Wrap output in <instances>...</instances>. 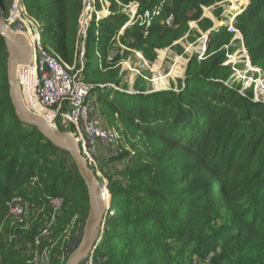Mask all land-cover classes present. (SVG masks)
<instances>
[{"label": "trees", "instance_id": "1", "mask_svg": "<svg viewBox=\"0 0 264 264\" xmlns=\"http://www.w3.org/2000/svg\"><path fill=\"white\" fill-rule=\"evenodd\" d=\"M123 1L156 13L147 25L125 26L127 14L113 3L89 36L84 80L91 97L108 120L117 113L140 143L107 176L110 206L94 248L96 264H264V100L255 98L253 87L230 83L232 65L226 63L241 47L227 30L232 18L251 63L264 69V0H248L228 14L218 8L221 24L202 15L203 6L223 0ZM12 2L0 0L3 16ZM24 3L42 25L44 44L71 62L81 0ZM123 16L124 23L113 28L114 18ZM194 20L206 34L207 50L200 60L188 56L184 76L169 88L152 90L137 80L130 93L121 86L119 69L99 67L96 52L103 61L117 35L154 62L157 49L191 34ZM7 63L0 34V227L7 226L14 200L29 202L32 210L48 206L50 216L53 197L64 204L79 197L83 230L90 210L85 181L67 151L17 116ZM2 241L11 246L8 235ZM64 252L61 245L52 247L50 264H62ZM0 264L29 263L0 252Z\"/></svg>", "mask_w": 264, "mask_h": 264}, {"label": "built area", "instance_id": "2", "mask_svg": "<svg viewBox=\"0 0 264 264\" xmlns=\"http://www.w3.org/2000/svg\"><path fill=\"white\" fill-rule=\"evenodd\" d=\"M113 3L127 14L125 26L147 25L156 13L148 9L141 10L136 1L125 3L123 0H81L75 51L71 62L66 61L61 54L44 44L42 25L30 15L24 0H13L6 16H3L7 28L13 32L24 34L32 48L31 61L19 65L16 73L25 106L57 127L59 124L72 129L70 133L78 140L83 154L89 161L106 196L110 195V190L97 158L100 147L108 149L104 156L107 163L118 159L122 164H125L134 150L127 143L126 131L118 114H114L115 118L108 120L91 97L92 86L84 80V69L91 29L97 27L101 19L110 15ZM228 21H230L228 31L240 32L232 18ZM172 23L173 15L171 14L166 19V24L171 26ZM116 43L123 50H133L123 45L119 36ZM133 51L145 61L142 52ZM96 56L100 60L99 67L101 69L104 68V63L112 64L114 62V56L109 47L103 61L101 52L97 51ZM15 201L11 206L8 218L11 225V219L14 218L22 222L29 218L32 211L29 202ZM63 205L62 197L51 199L50 216L29 245L31 254V258L28 260L29 264H50L52 247L50 248L45 240L51 237L56 217ZM75 221L76 217L72 219L71 223ZM4 227L6 226L0 227V237ZM102 235L97 243L100 242ZM14 238L15 235H9L10 240ZM79 264H96L94 251L87 254Z\"/></svg>", "mask_w": 264, "mask_h": 264}, {"label": "rangeland", "instance_id": "3", "mask_svg": "<svg viewBox=\"0 0 264 264\" xmlns=\"http://www.w3.org/2000/svg\"><path fill=\"white\" fill-rule=\"evenodd\" d=\"M248 0H223L218 1L210 6H203V15L202 17L210 18L216 24H221L217 17L215 16V11L218 8L223 9L224 13L228 14L230 9H233L239 5H246ZM231 20V19H230ZM125 21V17L114 18L111 26L116 28L121 26ZM190 35L187 34L178 41L174 43L173 47H166L163 49H157V58L154 62H150L149 59L144 55L145 61L138 57L137 54L133 51L134 49L127 45L128 40L121 39V43L126 47H130L133 50H128L121 48L117 43L110 42L108 46L112 51L114 56V62L108 64L111 66V69H119V77L121 78V86L126 89L134 92V85L138 80L140 85H145L148 89L158 90L169 88L172 84H177L178 77H183L188 63V56L196 54L198 59H203V55L207 50V45H205L206 34L200 28L197 21H190ZM227 30L230 26V21L226 23ZM123 29V28H122ZM120 28V31H122ZM130 32V29H128ZM119 32L117 34H119ZM235 38H240L241 47L235 51L233 54L227 55L226 63L232 65L231 70L232 74L230 77V83L241 84L243 88L253 87L255 98L264 100V69L262 67L255 66L251 63V60L248 56L247 50L243 46V38L241 37L240 32H234ZM119 36V35H117ZM116 36V37H117ZM46 45V42H45ZM48 47V46H47ZM49 48V47H48ZM242 51V52H241ZM90 56L95 58V54L91 53ZM132 74V75H131ZM115 118V117H114ZM111 119H113L111 117ZM122 122V121H121ZM123 127L126 131V140L128 145H130L133 150L136 147L133 146V143L139 139V135L133 137L132 131L128 130L123 124ZM64 127V126H63ZM65 132H71L72 129L69 127H64ZM135 139H137L135 141ZM136 143V146H139ZM114 172L119 170L123 164L120 161H113ZM105 162L99 161L100 168H102V173L104 169H107ZM106 177L109 174L103 173ZM108 181V179H107ZM82 200L79 197L74 198L72 201H65L64 207L59 214L56 225L52 230L51 237L48 240H45V243L51 247L63 246L64 256L61 259L62 264H66L70 250L73 249V246L76 244V241L73 244L75 238V232L77 230L79 221H80V212L79 204ZM32 210V209H31ZM49 207L42 206L40 208L35 207L31 212L29 218L20 222L11 219V223L8 222L6 227L3 228L1 233V238L8 235H15V238L11 241V246L8 245L6 241H2L0 244V252L14 254L20 258H24L27 261L31 258L29 253V245L34 240L35 236L38 234L40 229L46 224L49 217ZM79 214V218L76 222L70 223V220L73 216ZM9 247H8V246ZM68 248V249H66Z\"/></svg>", "mask_w": 264, "mask_h": 264}, {"label": "water", "instance_id": "4", "mask_svg": "<svg viewBox=\"0 0 264 264\" xmlns=\"http://www.w3.org/2000/svg\"><path fill=\"white\" fill-rule=\"evenodd\" d=\"M0 34L4 37L8 53L7 73L10 96L17 116L22 122L36 126L55 146L67 151L85 181L90 203L89 215L85 221L81 239L76 241L66 262V264H79L87 254L94 251L95 245L102 235L109 211L110 195L103 196L105 192L95 172L90 167L89 161L84 156L78 140L71 133L60 130L57 126L48 122L46 118L33 113L25 106L16 73L19 65L31 61L32 48L24 34L13 32L7 28L1 13ZM127 92L132 93L130 90H127Z\"/></svg>", "mask_w": 264, "mask_h": 264}, {"label": "crops", "instance_id": "5", "mask_svg": "<svg viewBox=\"0 0 264 264\" xmlns=\"http://www.w3.org/2000/svg\"><path fill=\"white\" fill-rule=\"evenodd\" d=\"M108 152V149L107 148H104V147H100V149H99V151H98V156H97V158H98V160L99 161H101V162H105V160H104V156L106 155V153ZM105 163H107V162H105ZM106 166H108V168L107 169H104L103 171L105 172V173H107V174H109V175H111V174H113L114 173V170L115 169H113V167H115L114 166V163H109V164H106ZM101 170H102V168H101ZM103 172V173H104ZM76 217V221H77V216H75ZM87 219V218H86ZM86 219H85V221H86ZM75 221V222H76ZM71 223V222H70ZM84 225H85V222H84ZM84 228V227H83ZM82 229H81V224L79 223L78 224V227H77V230H76V232H75V238H74V241L73 242H75V241H77L78 239H81V236H82Z\"/></svg>", "mask_w": 264, "mask_h": 264}, {"label": "bare ground", "instance_id": "6", "mask_svg": "<svg viewBox=\"0 0 264 264\" xmlns=\"http://www.w3.org/2000/svg\"><path fill=\"white\" fill-rule=\"evenodd\" d=\"M132 75V74H131ZM49 122V121H48ZM103 196H105L106 197V195L105 194H103Z\"/></svg>", "mask_w": 264, "mask_h": 264}]
</instances>
